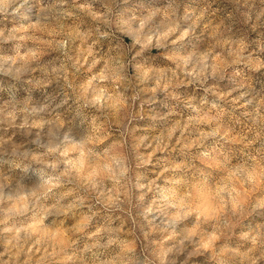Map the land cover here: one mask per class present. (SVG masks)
<instances>
[{"label":"clouds","instance_id":"clouds-1","mask_svg":"<svg viewBox=\"0 0 264 264\" xmlns=\"http://www.w3.org/2000/svg\"><path fill=\"white\" fill-rule=\"evenodd\" d=\"M0 264H264V0H0Z\"/></svg>","mask_w":264,"mask_h":264}]
</instances>
